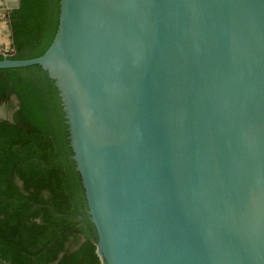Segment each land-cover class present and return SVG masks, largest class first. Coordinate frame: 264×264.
<instances>
[{
	"label": "water",
	"instance_id": "95a60500",
	"mask_svg": "<svg viewBox=\"0 0 264 264\" xmlns=\"http://www.w3.org/2000/svg\"><path fill=\"white\" fill-rule=\"evenodd\" d=\"M29 65L102 264H264V0H56Z\"/></svg>",
	"mask_w": 264,
	"mask_h": 264
},
{
	"label": "trees",
	"instance_id": "16d2710c",
	"mask_svg": "<svg viewBox=\"0 0 264 264\" xmlns=\"http://www.w3.org/2000/svg\"><path fill=\"white\" fill-rule=\"evenodd\" d=\"M55 11L56 0H19L5 56L38 55ZM0 105L11 112L0 117V264H102L50 77L36 65L0 68Z\"/></svg>",
	"mask_w": 264,
	"mask_h": 264
},
{
	"label": "crops",
	"instance_id": "0c3cea01",
	"mask_svg": "<svg viewBox=\"0 0 264 264\" xmlns=\"http://www.w3.org/2000/svg\"><path fill=\"white\" fill-rule=\"evenodd\" d=\"M12 0H0V5L6 4L9 5V3ZM7 21V15L3 12H0V47H6L9 45V35L5 31V25Z\"/></svg>",
	"mask_w": 264,
	"mask_h": 264
},
{
	"label": "rangeland",
	"instance_id": "374dc122",
	"mask_svg": "<svg viewBox=\"0 0 264 264\" xmlns=\"http://www.w3.org/2000/svg\"><path fill=\"white\" fill-rule=\"evenodd\" d=\"M10 114H11V112H10V110L7 109L6 106L0 105V117L8 118V117H10Z\"/></svg>",
	"mask_w": 264,
	"mask_h": 264
},
{
	"label": "built area",
	"instance_id": "2783aa9c",
	"mask_svg": "<svg viewBox=\"0 0 264 264\" xmlns=\"http://www.w3.org/2000/svg\"><path fill=\"white\" fill-rule=\"evenodd\" d=\"M0 51L3 52L4 55H6V52L8 51V47H0Z\"/></svg>",
	"mask_w": 264,
	"mask_h": 264
}]
</instances>
